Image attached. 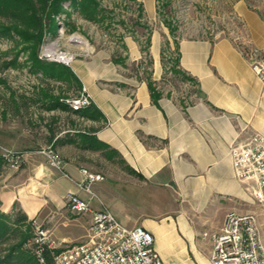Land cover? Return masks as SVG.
Returning a JSON list of instances; mask_svg holds the SVG:
<instances>
[{
    "label": "crops",
    "instance_id": "obj_1",
    "mask_svg": "<svg viewBox=\"0 0 264 264\" xmlns=\"http://www.w3.org/2000/svg\"><path fill=\"white\" fill-rule=\"evenodd\" d=\"M155 13L150 9L147 16ZM233 13L238 24L228 36L178 39V68L193 79L188 82L190 95L179 97L162 86L157 33L150 36L147 55L159 94L155 102L146 79L126 75L111 55L75 63L70 75L88 90L102 118L73 123L55 135L52 143L63 142L57 144L63 172L33 150L24 152L18 169L2 166L0 213L20 211L62 244L85 241L90 214L69 212L65 197L76 193L88 198L76 182L82 179L80 169L90 162L88 155H95L106 171L92 190L121 224L152 234L164 264H211V243L203 234L219 231L231 211L256 213L264 242V214L251 196L252 183L236 179L228 153L235 140L264 136V84L245 55L264 44V19L243 1L233 6ZM123 44L126 65L146 60L133 38L125 37ZM83 131L118 156L70 142ZM98 207L92 202L93 209Z\"/></svg>",
    "mask_w": 264,
    "mask_h": 264
},
{
    "label": "rangeland",
    "instance_id": "obj_2",
    "mask_svg": "<svg viewBox=\"0 0 264 264\" xmlns=\"http://www.w3.org/2000/svg\"><path fill=\"white\" fill-rule=\"evenodd\" d=\"M95 1L102 10L94 21L85 18L79 2L73 5L70 1L61 3L62 11L53 15L50 22L44 18L49 28L45 29L35 50L37 60L45 65L43 67L33 66L30 43L15 32L0 35V172L2 166L6 167L1 149L24 155L27 150L38 153L52 144L62 156L58 145L50 142V137L67 130L73 123L87 120L71 110L48 109L54 99L58 98L67 105L66 99L81 92L82 87L79 89L70 80L72 76L69 70L75 63L88 62L95 55L104 53L111 55L113 61L123 67L126 75L146 79L147 72H151L147 66L148 57L145 61L126 65V57L121 56L126 52L123 40L131 37L142 48L149 34L157 33L160 35L161 52L164 51L162 86L179 97L186 96L193 92L190 84L171 73L176 68L178 39L228 36L238 24L233 13V6L238 1L245 2L248 8L264 19V0H151L150 5L149 0ZM150 9L156 13L148 17ZM11 22L12 18L0 16V25L10 26ZM168 23L174 28L173 34L167 28ZM74 36L84 39L88 48L83 50L78 46L73 40ZM166 43H170V46ZM49 52L53 54L48 55ZM57 53L70 57V61L65 63L58 60ZM88 160L90 162L84 165L86 169L105 173L106 166L99 157L88 155ZM30 231L32 239L33 227ZM19 233L1 241L0 256L8 253L10 246L18 240ZM67 245L71 244L61 246ZM23 248L27 250L29 247L24 245Z\"/></svg>",
    "mask_w": 264,
    "mask_h": 264
},
{
    "label": "built area",
    "instance_id": "obj_3",
    "mask_svg": "<svg viewBox=\"0 0 264 264\" xmlns=\"http://www.w3.org/2000/svg\"><path fill=\"white\" fill-rule=\"evenodd\" d=\"M245 55L251 70L264 84V44L247 50ZM65 103L72 111H78L90 106L91 97L82 87L78 96L66 99ZM1 152L6 166L13 169L21 166L22 154L7 149H1ZM38 153L51 168L63 172V160L52 144ZM228 153L236 179L252 183L251 196L264 214V136L253 134L245 140H235ZM80 173L82 179L76 186L88 198L68 193L65 202L74 215L90 214L86 240L61 246L62 242L53 240L47 230L32 220L34 236L29 246H33L38 262L44 263L43 253L48 251L53 264H164L154 248L152 234L140 226L128 228L121 224L92 190V185L102 182L104 176L86 168H81ZM92 202H97L99 207L93 209ZM203 237L211 243V264H264L261 226L259 216L254 212L231 211L226 214L219 231L205 232Z\"/></svg>",
    "mask_w": 264,
    "mask_h": 264
},
{
    "label": "trees",
    "instance_id": "obj_4",
    "mask_svg": "<svg viewBox=\"0 0 264 264\" xmlns=\"http://www.w3.org/2000/svg\"><path fill=\"white\" fill-rule=\"evenodd\" d=\"M63 1H70L71 4L75 5L76 2H79L80 10L84 14L85 18L91 21L97 19L98 12L102 10L99 7V3L95 0H0V16L10 17L13 22L10 26L0 25V35L6 36L10 35L11 32H15L21 39L25 42L30 43V49L32 51V59L34 61V67H43L45 65L41 64L35 54V50L41 42L42 35L47 27L48 22H44V18L50 22L51 17L56 13L62 11L61 3ZM167 28L171 34L174 32V28L170 27V24H167ZM150 35L148 36L146 43L142 46L141 50L148 55V49L150 46ZM169 45V43H166ZM177 56L175 59V69L171 70L173 75H179L184 81L193 82V79L190 76H187L182 70L178 68L179 66V52H178V43H176ZM161 55H164L162 50ZM163 58V56H162ZM152 62L147 61V66L150 68ZM165 70V66L163 65ZM70 72V70H69ZM49 76V75H48ZM52 77V76H50ZM72 82L80 89L81 85L76 78H72ZM146 84L150 91L152 100L155 102L159 94L156 92L154 82L151 79V72H147ZM67 109V105L63 104L58 98L51 101L48 106V109ZM79 117L88 119L91 121H99L102 118L101 113L94 104L80 109L78 111H72ZM92 132H95L93 130ZM55 136L50 137V142H52ZM78 140H70L71 143L78 144L82 149L100 152L104 156H118L115 151L110 150L106 145L98 142L95 136L91 132L83 131L78 132L75 136ZM56 144H62L63 142L59 139L54 141ZM9 223H6L7 221ZM31 221H28L26 216L23 215L20 211L14 212V215L6 216L0 213V243L1 241L12 237L16 232H20L18 240L12 244L8 250V253L4 256H0V264H53L52 258L48 251H44V263H39L36 255L33 250V246H29L31 239ZM13 227V228H12ZM24 231H20L21 229ZM20 229V230H17ZM33 238V237H32ZM28 246L25 250L23 246Z\"/></svg>",
    "mask_w": 264,
    "mask_h": 264
},
{
    "label": "bare ground",
    "instance_id": "obj_5",
    "mask_svg": "<svg viewBox=\"0 0 264 264\" xmlns=\"http://www.w3.org/2000/svg\"><path fill=\"white\" fill-rule=\"evenodd\" d=\"M73 40H74V42H75L78 46H81V47L83 48V50L88 48V46H87V44H86V42H85L84 39H82V38H80V37H78V36H74V37H73ZM55 52H56V51H55ZM52 54H53V53L49 52L48 55H52ZM57 54H58V53H57ZM58 56H59V54H58ZM58 56H56V57H58ZM69 56H70V55H69ZM50 57H51V56H50ZM56 60H57V59H56ZM58 60L63 61V62H65V63L69 62V59L62 60L61 57H58ZM70 63H71V62H70Z\"/></svg>",
    "mask_w": 264,
    "mask_h": 264
},
{
    "label": "water",
    "instance_id": "obj_6",
    "mask_svg": "<svg viewBox=\"0 0 264 264\" xmlns=\"http://www.w3.org/2000/svg\"><path fill=\"white\" fill-rule=\"evenodd\" d=\"M198 95H199L200 98H203L204 97V95L202 94V92H198Z\"/></svg>",
    "mask_w": 264,
    "mask_h": 264
}]
</instances>
